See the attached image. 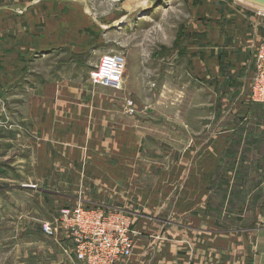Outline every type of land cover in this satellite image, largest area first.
<instances>
[{
    "label": "crops",
    "instance_id": "obj_1",
    "mask_svg": "<svg viewBox=\"0 0 264 264\" xmlns=\"http://www.w3.org/2000/svg\"><path fill=\"white\" fill-rule=\"evenodd\" d=\"M63 1L3 0L0 3V101L15 105L18 119L22 122L28 119L41 136L46 132L56 140L67 141L72 148L64 154L91 157L87 162L94 167L88 169L89 178L99 183L118 184L123 179L122 173L127 174L124 162L132 165L130 172L138 173L136 163L143 166L138 159L140 141L152 140L155 136L145 130V125H140L137 117L123 115V101L113 99L111 92L91 84L89 75L94 65L91 61L97 65L100 56L106 53L102 45L108 33L135 27L139 18L138 21L131 18L133 15L158 13L167 0H149L150 5L144 12L132 10L146 0H135L129 10L121 5L111 8L106 12L108 20L93 19L94 27H91L88 13L91 7L86 0ZM160 1L163 3L157 4ZM247 7L256 11L263 9ZM146 11L147 14H141ZM248 20V25L242 24L233 36L246 57L264 36V17ZM207 30L213 50L217 47L213 43L216 34L218 36V25L211 22ZM196 50L191 72L195 81L206 86L215 100V116L210 123L216 127L210 132L205 155L214 161V168L218 165L217 157L224 154L233 157L231 170H236L239 164L249 166L246 169L250 171L264 172V104L252 102L247 94L248 85L239 82L228 86L219 99L217 59H212L211 50L204 58L201 57L202 49ZM126 53L123 89L135 93L157 86L148 55L130 50ZM174 54L177 56L178 89L180 79L184 89L185 44L161 58L170 60ZM230 72L237 80L244 77L236 74L237 78L232 70ZM217 100L226 106L225 117L218 116ZM223 122L225 126L219 131L217 126ZM108 157H114L113 162ZM109 172L113 173L112 177L108 176ZM179 184L177 196H174L177 202L171 211L178 218L177 222H173L175 218L171 215L166 227L165 222L138 220L135 223L132 219L142 232V238L135 241L129 256L116 264H264V183L235 184L234 187L226 183L227 199L230 190L236 193L240 189L241 194H246L236 213H226V227L219 223L222 218L217 212L212 214L211 207L210 212L206 210L209 201L212 206L210 195L213 188H217L216 183L214 186L212 183ZM135 187L136 191L141 189L139 183H135ZM250 195L256 197L257 202H253L257 205L252 214H247L244 204L249 202ZM170 196L169 192L168 205L163 200L168 208Z\"/></svg>",
    "mask_w": 264,
    "mask_h": 264
},
{
    "label": "rangeland",
    "instance_id": "obj_2",
    "mask_svg": "<svg viewBox=\"0 0 264 264\" xmlns=\"http://www.w3.org/2000/svg\"><path fill=\"white\" fill-rule=\"evenodd\" d=\"M86 1L91 7V27L95 25L93 19L108 20L106 12L111 8L135 3V0ZM63 3H69V0ZM247 6L255 7L242 0H167L158 13L145 16L146 11L144 16L133 15L131 18L137 21L139 18L135 27L128 22L127 30L114 29L105 36L102 48L106 53L122 55L124 68L127 50L147 54L157 85L149 91L135 93L124 90V82L119 89L99 85L111 92L113 99L123 101V115L137 117L140 125H145V130L155 136L152 140L140 141L138 159L143 166L136 163L138 173L130 172L132 165L124 162L127 174L122 173L123 179L118 182L121 185L99 183L89 178L88 169L94 167L88 163L91 157L64 154L70 147L67 141L56 140L46 132L41 136L28 119L25 122L18 119L15 105L0 101V264H82L76 258L77 244L60 220L62 209L76 205L121 208L132 223V219L135 223L138 220L165 222L166 227L170 215L175 218L173 222H177L178 218L171 211L177 202L174 196L180 187L178 183H212L213 186L216 183L217 188H213L210 195L212 206L209 201L206 210L212 214L217 212L222 218L219 223L227 226L226 213H236L246 194H241L240 189L236 193L230 190L232 195L227 199L226 183H232L233 187L235 184L264 183V172L250 171L246 169L249 166L239 164L236 170H231L233 157L224 154L217 157L218 165L214 168V161L205 154L210 132L216 127L210 123L215 116V100L206 86L195 81L191 70L194 53L197 54L195 49H202V58L211 50L207 26L216 23L219 32L213 45L217 47L211 50V56L217 59L219 99L228 86L239 82L248 85L247 94L252 102L263 104L254 101L251 92L257 78V58L264 36L247 57L246 53L242 55L239 41L233 39L248 18L264 17V12H259L264 9L256 11ZM91 33L93 35V31ZM183 44L187 53V74L184 89L181 79L178 89L177 56L174 54L170 60L161 56L172 50L176 52ZM91 65L93 70L97 66L94 60ZM231 70L235 77L236 74L244 76L242 80L233 78ZM223 104V101H216L221 117L226 115ZM224 126L223 122L217 127L221 131ZM108 160L113 162L114 157H108ZM112 174L109 172L108 176L112 177ZM135 183H139L142 190L136 191ZM169 192L171 204L168 208L163 200L167 204ZM255 198L250 195L249 202L244 204L247 214H252L257 205ZM46 225L49 232L45 230ZM142 235L141 232L137 239Z\"/></svg>",
    "mask_w": 264,
    "mask_h": 264
},
{
    "label": "built area",
    "instance_id": "obj_3",
    "mask_svg": "<svg viewBox=\"0 0 264 264\" xmlns=\"http://www.w3.org/2000/svg\"><path fill=\"white\" fill-rule=\"evenodd\" d=\"M257 78L252 99L264 104V43L257 58ZM124 58L118 53H104L90 73L93 84L119 89L124 82ZM121 208H64L60 220L75 240L76 258L82 264H116L130 254L141 232ZM45 230H50L47 225Z\"/></svg>",
    "mask_w": 264,
    "mask_h": 264
},
{
    "label": "water",
    "instance_id": "obj_4",
    "mask_svg": "<svg viewBox=\"0 0 264 264\" xmlns=\"http://www.w3.org/2000/svg\"><path fill=\"white\" fill-rule=\"evenodd\" d=\"M242 1L245 2L246 4L253 5L255 7H259V8L264 9V0H242ZM148 5H150L149 0H146L145 2L137 4V6L132 11L135 12V11H137V9L143 10V9L147 8ZM88 13L91 14L90 12H88Z\"/></svg>",
    "mask_w": 264,
    "mask_h": 264
},
{
    "label": "bare ground",
    "instance_id": "obj_5",
    "mask_svg": "<svg viewBox=\"0 0 264 264\" xmlns=\"http://www.w3.org/2000/svg\"><path fill=\"white\" fill-rule=\"evenodd\" d=\"M123 5H124V4H123ZM132 6H133V3H132V4H127V5H125L124 7H125L126 9L129 10V9H132ZM147 8H148V7H147ZM147 8L143 9L142 12H144ZM142 12H141V14H143ZM122 22H123V21H122ZM103 54H104V53H103Z\"/></svg>",
    "mask_w": 264,
    "mask_h": 264
}]
</instances>
